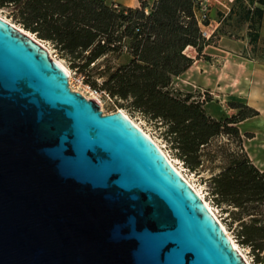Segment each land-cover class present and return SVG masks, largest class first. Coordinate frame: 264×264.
Here are the masks:
<instances>
[{
    "label": "water",
    "instance_id": "1",
    "mask_svg": "<svg viewBox=\"0 0 264 264\" xmlns=\"http://www.w3.org/2000/svg\"><path fill=\"white\" fill-rule=\"evenodd\" d=\"M40 41L0 17V264H247L155 142L72 91Z\"/></svg>",
    "mask_w": 264,
    "mask_h": 264
},
{
    "label": "trees",
    "instance_id": "2",
    "mask_svg": "<svg viewBox=\"0 0 264 264\" xmlns=\"http://www.w3.org/2000/svg\"><path fill=\"white\" fill-rule=\"evenodd\" d=\"M198 2L154 0L147 9L144 0L138 7L106 0H0V8L10 7L14 24L48 42L73 71L85 73L103 66L101 83L88 78L84 82L107 94L118 107L153 121L174 157L189 171H197L206 154L213 156L205 151L212 139H233L239 152H225V165L208 179L209 191L215 205L235 208L238 241L259 256L264 251V171L249 159L236 125L258 110L230 101L228 105L238 111L216 119L203 106L211 99L208 90L184 91L175 85L195 59L208 58L203 50L212 34H204L209 21L199 22ZM261 15L256 5L244 14L253 28ZM256 38L251 32L250 40ZM187 49H193L195 56ZM123 56L126 60H121Z\"/></svg>",
    "mask_w": 264,
    "mask_h": 264
},
{
    "label": "crops",
    "instance_id": "3",
    "mask_svg": "<svg viewBox=\"0 0 264 264\" xmlns=\"http://www.w3.org/2000/svg\"><path fill=\"white\" fill-rule=\"evenodd\" d=\"M127 7L140 6V0H106ZM147 3V9L154 0H144ZM248 4L249 0H230ZM251 3L261 7L262 15L260 21L253 28L251 19L243 17L242 30L236 33L234 29L235 9L231 11L230 19L223 10V15H217L213 8H209L208 24L209 35L212 34L211 43L207 45L203 53L208 58L195 59L192 65L175 80V85L191 92H202L208 90L211 99L204 103L206 112L216 118L221 119L235 114L238 109L225 106L223 101H234L244 103L249 107L258 110V114L245 118L236 125L242 134L243 147L252 161L260 170L264 171V0L262 4L251 0ZM221 10V9H220ZM240 16V15H239ZM231 21V26L225 28L224 21ZM224 26V27H223ZM253 28V29H252ZM256 33L257 38L250 40V33ZM188 50V49H187ZM195 56V51L191 49ZM123 56L121 60H126ZM197 64V83L196 89H183L178 86V80H181L185 74L190 72ZM217 70V73L212 71ZM222 73L227 74V81ZM210 72L214 74L211 75ZM210 87V89H209ZM219 100V102H216ZM244 133H251V137H246ZM253 143V148L248 144Z\"/></svg>",
    "mask_w": 264,
    "mask_h": 264
},
{
    "label": "rangeland",
    "instance_id": "4",
    "mask_svg": "<svg viewBox=\"0 0 264 264\" xmlns=\"http://www.w3.org/2000/svg\"><path fill=\"white\" fill-rule=\"evenodd\" d=\"M209 8H213L214 12H216L217 15H223L222 11L225 10L227 14V18L230 19L231 11L234 8L235 9V19L233 22L234 29H236V33L240 32L242 30V24H243V17L247 9H249L248 4L238 3V2H232L230 0H209ZM221 9V10H220ZM240 15V16H239ZM0 16L12 23H14L12 17H11V8L10 7H1L0 8ZM225 28L228 26H231V21H224ZM16 24V23H15ZM18 25V24H16ZM20 27V25H18ZM223 26V27H224ZM204 31L209 34V29L207 26L203 27ZM45 44V47L47 48L49 55L59 60L63 63V65L69 70V77H68V84L72 91L79 92L82 96H84L87 99H93L95 100L98 105L99 109L103 114L111 113L114 111H117L118 109H121L123 113H125L135 124L139 126L141 130L145 132V134L149 135L152 140H154L157 145L169 156V158L172 160V163L176 168H178L181 171V174H183L186 178L190 180L191 183L195 185L197 188H201L202 195L206 202L212 207L214 212L216 213L219 220L222 222V224L225 226L229 236L233 239L235 244L239 247L241 252L244 254V256L247 258L248 262L250 264H264V251L259 254V256H255L252 254L251 250L243 246L238 241V233H239V220L237 217V214H234L233 210L235 208L226 205L221 204L219 206L215 205L212 195L209 191V184L208 179L211 175L218 172L221 168V166L225 165L226 158L224 156L225 152L229 151H237L239 152V148L237 147V143L233 141V139L229 138L228 136H218L214 139H212L211 144L206 148V153H213V156L210 157L208 154H206L203 158V162L199 169L197 171L191 172L187 168L184 167L182 162L174 157L172 154L167 142L162 136V130L154 124L153 121L148 120L146 117L141 115L138 112H131L127 109L118 107L117 104L114 102V100H111L109 97H107L104 94H99L94 92L92 88L89 87V85L84 82L85 79L89 80H95L96 83H101L103 80V77L100 76V71L103 68V66L99 67H90L86 70L85 73H79L77 71H73V69H70L68 67L67 61L64 59H61L57 52L49 45L48 42L43 41ZM187 52L189 54H194L191 49H188ZM102 64V63H101ZM212 71L217 73V70ZM211 75L214 74L213 72H210ZM223 75V79L227 81V74L220 73L218 76ZM199 75L197 74V64L194 65V68L185 74L181 80H178V86L182 87L183 89H196L198 85L197 83V77ZM210 89V87H209ZM216 102H219V100H216ZM225 106L228 105V101H223ZM222 146V148H220ZM253 143H249L248 147L253 148ZM244 220H248V217H244Z\"/></svg>",
    "mask_w": 264,
    "mask_h": 264
},
{
    "label": "bare ground",
    "instance_id": "5",
    "mask_svg": "<svg viewBox=\"0 0 264 264\" xmlns=\"http://www.w3.org/2000/svg\"><path fill=\"white\" fill-rule=\"evenodd\" d=\"M1 17V16H0ZM16 25V24H15ZM18 26V25H16ZM26 31V30H25ZM40 43L45 46V44L43 42L40 41ZM54 59V58H53ZM56 60V59H55ZM65 69L66 71L69 73V70L63 65V63L59 60H57ZM70 75V73H69ZM125 114V113H124ZM126 115V114H125ZM127 116V115H126ZM128 117V116H127ZM129 118V117H128ZM130 119V118H129ZM131 120V119H130ZM132 121V120H131ZM133 122V121H132ZM134 123V122H133ZM135 124V123H134ZM137 125V124H135ZM138 126V125H137ZM139 127V126H138ZM143 131V130H142ZM149 136V135H148ZM150 137V136H149ZM151 138V137H150ZM152 139V138H151ZM154 141V140H153ZM155 142V141H154ZM155 144L157 145V143L155 142ZM159 147V145H157ZM160 148V147H159ZM160 150L164 153V155L167 157V159L169 160V162L171 163V165L178 171V173L189 183V185L195 190V192L201 197V199L204 201V203L206 204V206L211 210V212L214 214V216L216 217V219L219 221V223L221 224V226L223 227L225 233L227 234V236L229 237L232 245L234 248H236L240 254L242 255V257L245 259L247 264H250L247 260V258L244 256V254L241 252V250L239 249V247L237 246V244H235V242L233 241V239L229 236L225 226L222 224V222L219 220V218L217 217L216 213L214 212V210L212 209V207L206 202V200L204 199L203 195H202V191L201 188H197L195 187V185L193 183L190 182V180L188 178H186L183 174H181V171L176 168L174 166V164L172 163V160L169 158V156L160 148Z\"/></svg>",
    "mask_w": 264,
    "mask_h": 264
},
{
    "label": "built area",
    "instance_id": "6",
    "mask_svg": "<svg viewBox=\"0 0 264 264\" xmlns=\"http://www.w3.org/2000/svg\"><path fill=\"white\" fill-rule=\"evenodd\" d=\"M198 1H199L198 2L199 8H198V12H197V18H198L199 22H204V21L209 19L208 12H209V2L210 1L209 0H198ZM248 6L250 7V9L253 8V5L248 4ZM204 34L206 37L209 36V34H207L205 31H204ZM94 92L98 93L95 90H94ZM99 94H102V93H99ZM104 95L107 96V94H105V93H104Z\"/></svg>",
    "mask_w": 264,
    "mask_h": 264
}]
</instances>
